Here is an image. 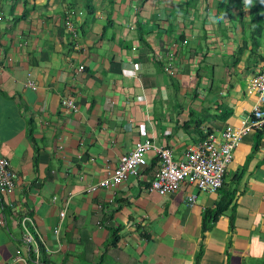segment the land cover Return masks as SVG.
<instances>
[{"label": "crops", "instance_id": "0c3cea01", "mask_svg": "<svg viewBox=\"0 0 264 264\" xmlns=\"http://www.w3.org/2000/svg\"><path fill=\"white\" fill-rule=\"evenodd\" d=\"M261 72L259 0H0V157L16 176L0 196V264L24 255L7 204L42 238L39 264H264V129L241 137L215 193L148 192L151 152L136 178L83 192L144 138L179 161L239 127Z\"/></svg>", "mask_w": 264, "mask_h": 264}, {"label": "built area", "instance_id": "2783aa9c", "mask_svg": "<svg viewBox=\"0 0 264 264\" xmlns=\"http://www.w3.org/2000/svg\"><path fill=\"white\" fill-rule=\"evenodd\" d=\"M72 14V12H67ZM66 15V16H67ZM65 27L72 38L75 33L70 24L65 21ZM78 71L82 66L77 67ZM24 88L33 89L30 81L23 83ZM248 94L253 95L255 102L252 105L249 116L240 122L239 127H225L218 133H205L193 146L189 147L179 161L171 159L170 150L163 144H155L154 140L144 138L134 143L132 149L116 162L105 177L95 183L87 185L83 192L93 193L99 189H114L123 183L128 177L136 178L146 167L145 153L151 152L157 160V166L146 188L148 192L159 196L174 193L182 184L194 188L197 192L215 193L222 184L226 168L232 161L233 152L239 144L241 137L251 131L264 129V73L253 75L248 82ZM61 106L69 111H74V105L67 99H62ZM16 176L7 159L0 157V196H5L14 190ZM195 196L189 195L187 203L194 202ZM6 204V203H5ZM11 215L17 218L20 229L21 250L24 252L15 254L12 263L39 264L43 250L42 238L34 229L31 219L24 213L17 214L13 205L7 204ZM65 214L63 208L57 214L58 222L52 228L54 237H58L59 226Z\"/></svg>", "mask_w": 264, "mask_h": 264}, {"label": "trees", "instance_id": "16d2710c", "mask_svg": "<svg viewBox=\"0 0 264 264\" xmlns=\"http://www.w3.org/2000/svg\"><path fill=\"white\" fill-rule=\"evenodd\" d=\"M229 201L230 200H226V201H220L218 204H217V206L215 207V210L212 212V216H213V219H212V221H214L215 219H216V217L218 216V215H220L226 208H227V206H228V204H229ZM207 221V219H206V217H205V219H204V222H206ZM199 256H200V254L199 253H197L196 255H195V260H194V264H198V259H199Z\"/></svg>", "mask_w": 264, "mask_h": 264}, {"label": "clouds", "instance_id": "9594fccd", "mask_svg": "<svg viewBox=\"0 0 264 264\" xmlns=\"http://www.w3.org/2000/svg\"><path fill=\"white\" fill-rule=\"evenodd\" d=\"M243 6L245 9H250L253 6L254 0H242ZM261 4H264V0H259ZM226 16L224 14H221L220 16H211L210 21L213 23H218L220 21H224L227 23V19L225 18Z\"/></svg>", "mask_w": 264, "mask_h": 264}]
</instances>
